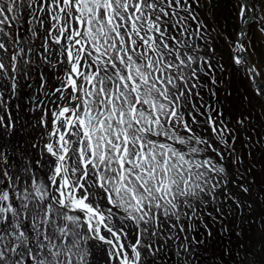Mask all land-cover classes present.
I'll use <instances>...</instances> for the list:
<instances>
[{
	"label": "snow or ice",
	"instance_id": "1",
	"mask_svg": "<svg viewBox=\"0 0 264 264\" xmlns=\"http://www.w3.org/2000/svg\"><path fill=\"white\" fill-rule=\"evenodd\" d=\"M0 264H264V0H0Z\"/></svg>",
	"mask_w": 264,
	"mask_h": 264
}]
</instances>
